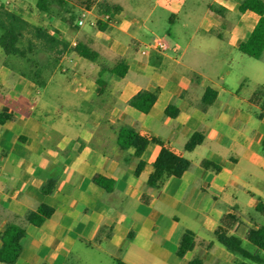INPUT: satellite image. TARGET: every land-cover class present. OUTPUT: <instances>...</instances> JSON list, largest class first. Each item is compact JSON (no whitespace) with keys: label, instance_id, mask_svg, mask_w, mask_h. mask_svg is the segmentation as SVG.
I'll return each mask as SVG.
<instances>
[{"label":"crops","instance_id":"0c3cea01","mask_svg":"<svg viewBox=\"0 0 264 264\" xmlns=\"http://www.w3.org/2000/svg\"><path fill=\"white\" fill-rule=\"evenodd\" d=\"M107 1L122 7L109 23L94 6L88 20L95 23L78 26L83 8L73 1L74 25L41 11L23 15L61 32L70 48L88 46L97 61L71 49L58 60L39 53L30 61L0 48V116H8L0 122V233L8 222L26 231L14 264L241 261L215 230L224 216H235L230 233L256 252L246 234L264 226V112L259 117L250 102L264 86V52L252 58L238 50L259 16L240 12L242 0ZM122 59L128 72L120 78L109 68ZM206 89L216 92L211 104L203 102ZM142 90L158 91L147 113L128 104ZM169 106L179 110L176 117L166 115ZM123 125L148 140L139 175L135 149L117 144ZM194 133L204 141L187 151ZM162 148L191 167L152 189L148 179ZM205 159L221 171L204 168ZM96 174L113 179V190L97 185ZM49 180L56 188L44 194ZM41 204L54 213L35 226L25 215ZM186 230L195 234V245L181 258Z\"/></svg>","mask_w":264,"mask_h":264},{"label":"trees","instance_id":"16d2710c","mask_svg":"<svg viewBox=\"0 0 264 264\" xmlns=\"http://www.w3.org/2000/svg\"><path fill=\"white\" fill-rule=\"evenodd\" d=\"M73 1L83 9H92L94 6L100 15L115 14L122 10L118 4L108 2L107 0H36L35 6L38 11L53 15L74 25V12L70 4ZM212 10L219 14V9L212 6ZM250 10L259 16V20L249 38L239 43L238 50L252 58H259L264 52V0H242L239 5V11ZM98 27L104 29L106 23L98 21ZM0 48L7 55H18L33 61L39 53H45L55 59H59L68 49L77 55L89 60H99V54L88 46L77 43L70 48V43L59 31L50 33L48 30L31 23L22 15L8 9L0 4ZM103 68L102 70H104ZM109 71L122 78L128 72L125 60H120ZM98 84L103 86L104 82L98 78ZM212 96L209 98V96ZM216 92L212 89H206L203 102L211 104L215 98ZM158 91L142 90L134 95L128 104L140 112L147 113L156 102ZM250 102L260 108L259 117L264 112V86H259L250 98ZM179 110L174 106L166 109V115L176 117ZM7 115L0 116V122ZM204 141V135L194 133L185 145L187 151L194 150ZM117 144L121 149L134 148L135 156L140 159L136 168V175H139L145 167V162L141 160L143 153L148 146V140L139 135L131 126L123 125L119 128L117 134ZM202 166L206 169H212L216 172L221 171V166L207 159L202 161ZM154 170L149 176L148 185L155 189L162 186L164 181L171 177H182L191 167V161L183 156L177 155L167 148H162L153 163ZM94 182L107 191L114 188V180L103 175L96 174ZM56 188V181L49 180L45 182L41 191L44 194H51ZM148 196H143L144 202ZM54 213V209L46 204H41L36 210H30L26 213L25 219L35 226H41ZM238 222L233 215H226L222 219L221 225L215 230L217 241L231 253L241 257V261L235 264H264V226L258 228L250 227L246 234V239L257 251L252 252L243 247L242 240L231 234L230 229ZM25 228L15 222H8L0 233L2 246L0 247V262L14 264L22 253V239L25 237ZM195 245V234L191 230H186L179 242L177 255H184L193 249ZM113 264H127L121 258H115ZM188 264H203L202 260L196 258Z\"/></svg>","mask_w":264,"mask_h":264},{"label":"rangeland","instance_id":"374dc122","mask_svg":"<svg viewBox=\"0 0 264 264\" xmlns=\"http://www.w3.org/2000/svg\"><path fill=\"white\" fill-rule=\"evenodd\" d=\"M7 1L9 2L7 3ZM3 2H5L6 4H3ZM35 3L36 0H0V4H3L8 9L15 11L18 14H21L22 16L27 13L29 14L38 12Z\"/></svg>","mask_w":264,"mask_h":264},{"label":"built area","instance_id":"2783aa9c","mask_svg":"<svg viewBox=\"0 0 264 264\" xmlns=\"http://www.w3.org/2000/svg\"><path fill=\"white\" fill-rule=\"evenodd\" d=\"M9 1H7L8 3ZM3 4H6L5 2H3ZM89 12H90V9H83L82 12L79 14L78 18H77V25L78 26H83L85 25L87 22H90V20H88V15H89ZM101 19L106 22V23H109L112 21L113 19V14H104V15H101ZM90 23H95V21L93 22H90ZM159 45L161 47H164V45L162 43H159ZM65 70V69H63Z\"/></svg>","mask_w":264,"mask_h":264}]
</instances>
